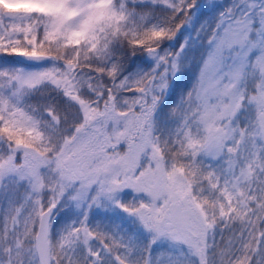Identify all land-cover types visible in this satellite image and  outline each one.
<instances>
[{"label":"snow or ice","instance_id":"obj_1","mask_svg":"<svg viewBox=\"0 0 264 264\" xmlns=\"http://www.w3.org/2000/svg\"><path fill=\"white\" fill-rule=\"evenodd\" d=\"M0 55V264H264V0H0Z\"/></svg>","mask_w":264,"mask_h":264},{"label":"rangeland","instance_id":"obj_2","mask_svg":"<svg viewBox=\"0 0 264 264\" xmlns=\"http://www.w3.org/2000/svg\"><path fill=\"white\" fill-rule=\"evenodd\" d=\"M228 0H221V3H227ZM199 15V14H198ZM199 20L196 21V23L193 24L191 28L185 27V35H191L192 32H194L195 28L198 26ZM3 55H0V66H25L26 64H9L4 63L2 59ZM33 65V64H31ZM190 86L188 82V78L185 77L183 80L180 81L179 85L176 87L175 94L173 95L172 99L175 100L179 93L182 90H186V88ZM78 219V212L75 209L70 208H64L60 205L57 206V210L55 211L53 215V233L56 234L58 231L66 226L70 221ZM100 219L98 215H90L89 222L94 223L96 220ZM109 222H116L121 223L124 226H129V220L126 217V214L121 212L119 209H115L111 213V220ZM219 239V237H217Z\"/></svg>","mask_w":264,"mask_h":264},{"label":"trees","instance_id":"obj_3","mask_svg":"<svg viewBox=\"0 0 264 264\" xmlns=\"http://www.w3.org/2000/svg\"><path fill=\"white\" fill-rule=\"evenodd\" d=\"M185 28H182L181 29V32L178 34L179 38H183V36L185 35V31H184ZM168 44L172 45L174 42H167ZM139 55V54H138ZM2 59L4 61V63H9V64H12V63H15L16 65L17 64H26V65H31V64H28V63H25V62H22L18 59H16L15 57H6V56H2ZM135 60V58H133ZM227 236V233L225 234Z\"/></svg>","mask_w":264,"mask_h":264},{"label":"water","instance_id":"obj_4","mask_svg":"<svg viewBox=\"0 0 264 264\" xmlns=\"http://www.w3.org/2000/svg\"><path fill=\"white\" fill-rule=\"evenodd\" d=\"M16 59L22 61V62H25V63H28V64H33V62L31 61H28L26 58H23V57H15ZM55 209L53 210V213H54Z\"/></svg>","mask_w":264,"mask_h":264},{"label":"flooded vegetation","instance_id":"obj_5","mask_svg":"<svg viewBox=\"0 0 264 264\" xmlns=\"http://www.w3.org/2000/svg\"><path fill=\"white\" fill-rule=\"evenodd\" d=\"M57 210V208L55 209V211ZM55 211H54V213H55ZM54 215V214H53Z\"/></svg>","mask_w":264,"mask_h":264}]
</instances>
